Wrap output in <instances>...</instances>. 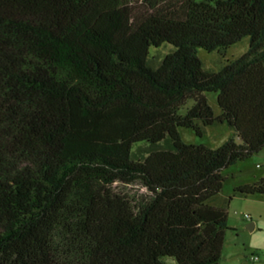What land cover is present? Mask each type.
Instances as JSON below:
<instances>
[{
    "label": "trees",
    "instance_id": "16d2710c",
    "mask_svg": "<svg viewBox=\"0 0 264 264\" xmlns=\"http://www.w3.org/2000/svg\"><path fill=\"white\" fill-rule=\"evenodd\" d=\"M215 123L219 147L181 136ZM263 147L264 0H0V264H220L226 170Z\"/></svg>",
    "mask_w": 264,
    "mask_h": 264
},
{
    "label": "rangeland",
    "instance_id": "374dc122",
    "mask_svg": "<svg viewBox=\"0 0 264 264\" xmlns=\"http://www.w3.org/2000/svg\"><path fill=\"white\" fill-rule=\"evenodd\" d=\"M249 44L250 38L246 36L233 44L226 56L220 55L217 51H208L204 48H200L199 53L203 59L204 67L217 71L227 62L247 51ZM171 49L172 46L168 44L160 48L152 46L151 55L159 60ZM207 95L215 113L219 114L221 107L217 100V93L208 92ZM193 103V100H188L182 111L185 112ZM180 133L187 142H202L209 147L216 148L234 135V129L227 123H215L205 126L203 136H198L195 130L190 127H180ZM146 148L147 142L135 145V149L139 151ZM226 173L228 179L221 194L233 196L228 207V218L232 228L226 230L220 264H264V194L243 196L234 191L235 186L239 183H253L264 177V147L251 157L230 165ZM114 188L128 195L136 204L151 196V193L140 183L124 184L116 182ZM223 195H219L218 201L224 199ZM247 213L253 217V220L259 221L254 230L248 228ZM252 255L257 256L258 259L253 260ZM164 259L166 264H177L173 257L165 256Z\"/></svg>",
    "mask_w": 264,
    "mask_h": 264
},
{
    "label": "crops",
    "instance_id": "0c3cea01",
    "mask_svg": "<svg viewBox=\"0 0 264 264\" xmlns=\"http://www.w3.org/2000/svg\"><path fill=\"white\" fill-rule=\"evenodd\" d=\"M249 183H251V182H249ZM241 184H245V183H239V184H237L236 186L241 185ZM236 186H235V187H236ZM220 195H223V194H220ZM222 197H223V198H226L227 195H223ZM246 220L248 221V225H250V224H252V222H254V228H253L252 230L256 229V227L258 226V222H259V221H257V220H253V217H251L250 220H249V219H246Z\"/></svg>",
    "mask_w": 264,
    "mask_h": 264
},
{
    "label": "built area",
    "instance_id": "2783aa9c",
    "mask_svg": "<svg viewBox=\"0 0 264 264\" xmlns=\"http://www.w3.org/2000/svg\"><path fill=\"white\" fill-rule=\"evenodd\" d=\"M246 218H247V219H251V215L247 213V214H246ZM251 258H252L253 260H257V259H258L257 256H253V255H252Z\"/></svg>",
    "mask_w": 264,
    "mask_h": 264
},
{
    "label": "water",
    "instance_id": "95a60500",
    "mask_svg": "<svg viewBox=\"0 0 264 264\" xmlns=\"http://www.w3.org/2000/svg\"><path fill=\"white\" fill-rule=\"evenodd\" d=\"M248 228H250L252 230L254 228V222H252V224L248 225Z\"/></svg>",
    "mask_w": 264,
    "mask_h": 264
}]
</instances>
